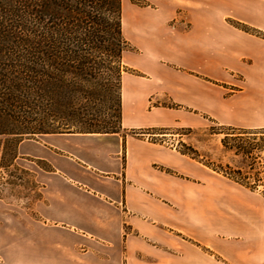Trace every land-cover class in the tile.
Instances as JSON below:
<instances>
[{"label": "crops", "instance_id": "obj_1", "mask_svg": "<svg viewBox=\"0 0 264 264\" xmlns=\"http://www.w3.org/2000/svg\"><path fill=\"white\" fill-rule=\"evenodd\" d=\"M158 2L134 19L149 79L123 77L122 130L168 124L144 114L156 82L193 111V125L206 115L264 129V0ZM37 144L47 150L33 156L53 170L30 214L0 198V264H264L258 190L120 133L49 134ZM44 211L63 229L41 230Z\"/></svg>", "mask_w": 264, "mask_h": 264}, {"label": "trees", "instance_id": "obj_2", "mask_svg": "<svg viewBox=\"0 0 264 264\" xmlns=\"http://www.w3.org/2000/svg\"><path fill=\"white\" fill-rule=\"evenodd\" d=\"M122 16L123 0H0V167L13 165L32 137L119 133L89 108L112 99L121 124L123 57L131 47ZM227 130V150L264 152V136L253 147L239 143L264 131Z\"/></svg>", "mask_w": 264, "mask_h": 264}, {"label": "rangeland", "instance_id": "obj_3", "mask_svg": "<svg viewBox=\"0 0 264 264\" xmlns=\"http://www.w3.org/2000/svg\"><path fill=\"white\" fill-rule=\"evenodd\" d=\"M158 6V0H123V34L131 46L130 50L125 52L123 57V66L126 69L123 75L125 79H149L139 69V66L145 61L143 50L135 44L140 37L137 38V27L134 19L138 16L137 13L150 11ZM178 20L175 19L170 24L174 25ZM145 95L143 98L145 116L149 115L150 112L152 113L151 115H156L162 119L163 123L168 122V124L122 130V121L120 124L114 118L116 115V102L112 99H107L102 105H94L89 110L92 114L98 115V121L101 120V125L107 129L119 131L123 136L129 135L138 139H148L151 143L175 149L182 155H185L183 153H188L185 156L193 160H196L193 157H198L196 161L215 172L217 176L224 177L246 189L249 188L243 186V183L254 186V189L249 190H258L264 196V152L256 149L252 155L246 156L241 151L236 153L235 151L227 150L222 140L226 137L227 132L233 133L227 130L229 127L217 124L212 119H208L206 115L200 116V124H191L192 121L190 119L193 116V111L176 102L172 95L160 87L159 82H156L152 87V91L147 92ZM128 100L132 99L128 98ZM246 131L258 132L264 131V129ZM43 136L24 140L26 147L24 150L18 151V157L14 160L13 165L5 168L0 167V198L9 201V203H17L23 207L25 214H30L32 203L42 198L47 173L53 170L51 164L46 159L35 158L33 156V152L38 153L39 150L44 149V147L42 148L37 144V141ZM262 136L264 135H243L238 138L240 139V145L243 147H253L261 143ZM230 137L231 139H235L232 137L236 136ZM231 144L237 145L233 142ZM109 149L113 150V147L109 145ZM44 150L46 151L47 149L45 148ZM114 156V154H110V157ZM102 161L106 163L107 168H112V161L101 158V166H103ZM162 168L164 167H160L161 170ZM167 170L171 171L167 173L174 174L172 170ZM45 217L50 220L58 219L56 215L44 211V219H41V230L46 229L57 232L63 229L57 223L46 222ZM45 223L47 224L46 226L44 225Z\"/></svg>", "mask_w": 264, "mask_h": 264}]
</instances>
